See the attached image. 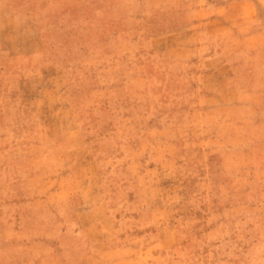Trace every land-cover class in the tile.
<instances>
[{
    "label": "rangeland",
    "instance_id": "obj_1",
    "mask_svg": "<svg viewBox=\"0 0 264 264\" xmlns=\"http://www.w3.org/2000/svg\"><path fill=\"white\" fill-rule=\"evenodd\" d=\"M225 2L0 0V264H264V0Z\"/></svg>",
    "mask_w": 264,
    "mask_h": 264
},
{
    "label": "crops",
    "instance_id": "obj_2",
    "mask_svg": "<svg viewBox=\"0 0 264 264\" xmlns=\"http://www.w3.org/2000/svg\"><path fill=\"white\" fill-rule=\"evenodd\" d=\"M250 2H253V0H226V2L223 4L224 6L223 14L225 16L226 23H228L229 25L233 23L236 25L246 23L244 22L243 16L241 15H237L233 17L234 19H229V15H230L231 10H233L232 6L237 7V8L238 7L242 8L243 5L248 4Z\"/></svg>",
    "mask_w": 264,
    "mask_h": 264
}]
</instances>
